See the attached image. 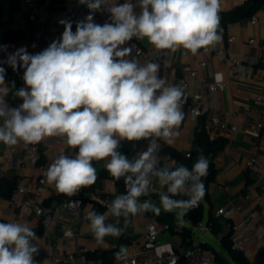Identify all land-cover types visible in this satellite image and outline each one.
I'll return each instance as SVG.
<instances>
[{"label": "clouds", "instance_id": "9594fccd", "mask_svg": "<svg viewBox=\"0 0 264 264\" xmlns=\"http://www.w3.org/2000/svg\"><path fill=\"white\" fill-rule=\"evenodd\" d=\"M89 10L81 20L61 19L64 31L43 50L30 53L27 46L9 51L0 44V142L11 147L21 142L35 145L46 137H60L73 155L61 153L48 165L47 182L73 196L93 185L97 170L93 162L105 161L115 179H123L126 193L108 206V212H87L89 228L98 243L106 236L119 237L123 229L106 223L109 216L130 218L152 211L175 213L182 221L205 196L202 178L208 175L209 160L199 155L192 168L177 164L160 166L159 141L171 145L179 135L186 102L182 86H166L159 65H141L132 55L133 38L148 42L157 50L175 53L183 48L197 55L220 43V0H78ZM106 11L109 20L95 22L97 12ZM35 47V45H33ZM7 65L14 72L23 69L24 86L6 83ZM214 79L219 83L222 75ZM22 100L11 107L7 97ZM123 141H147L144 150L131 159L119 151ZM199 151V150H198ZM156 181L159 191L153 186ZM156 193L159 206L149 199ZM188 196V199L176 197ZM79 203V202H74ZM36 233L26 223L0 222V264H37ZM116 261H127L121 246ZM173 258L170 264H176Z\"/></svg>", "mask_w": 264, "mask_h": 264}, {"label": "crops", "instance_id": "0c3cea01", "mask_svg": "<svg viewBox=\"0 0 264 264\" xmlns=\"http://www.w3.org/2000/svg\"><path fill=\"white\" fill-rule=\"evenodd\" d=\"M258 1L261 2L260 6H258ZM111 2L122 3L124 0H111ZM243 6H246V17L234 21L226 19V16L233 14L237 8ZM22 9V0H0V44L10 45V52L23 46H27V50L30 53L43 50L53 40L55 33H63V25L59 23L61 19L73 21V31H75V21L83 19L89 12L86 6L79 4L78 0H65L62 6H55L52 0H41V11L46 21L44 39L41 43L34 44L31 42L26 31L8 28L10 23L19 17ZM251 12L253 14L249 16ZM219 17V32L222 39L213 48L225 50L228 60L220 61L214 54L202 52H198L197 55L185 56V49L180 48L175 53H172V57L167 64V69H159V76L166 80V86H179L178 82L180 79H189L190 95L192 96L198 91V85L196 81L190 79V76L200 63L207 64V67L201 70V75L205 78L207 77L210 82H213L216 81L214 77L217 73L221 74L224 79L227 77L230 71L231 60H243L248 57L250 61H256L261 56L260 49L257 46H250L248 42L251 39H256L258 43H264V0H220ZM253 17L259 19L256 25L251 23ZM94 19L99 24L107 21L103 13H96ZM232 37H235V43L233 44L229 43V39ZM142 45L145 48H154L147 38L142 39ZM0 58H3V54H0ZM140 64L142 65L141 62ZM4 66L6 67L7 65ZM245 67V76L242 80L234 84L230 83L225 92L218 96H212L210 99L211 105L217 102L221 104L224 119L228 124L238 126L239 131L236 134L216 131L208 124V117H203L206 121L207 136L210 142L218 147L219 151L213 160L208 158L209 162L213 161L216 165L217 175L209 186L207 200L202 202V211L204 220L213 221L217 210L227 202H232L235 207H241L243 210L250 212L258 220L256 231L259 233L262 227L261 215L264 213V193L260 190H255L251 193L250 198L247 199V188L254 183V175L248 171L247 163L256 154V151L252 137L247 130L249 121L244 117V112L250 111L253 117L264 114V105L256 102L257 96L264 87V64L248 62L245 64ZM22 75L23 69H19L16 71L14 77L6 80V83L11 86V82L14 81L16 88H20L22 87L20 81ZM6 99L11 107H17L22 103V100L13 98L11 94ZM190 102V97L186 96V102L182 108L184 120L178 129L179 135L174 138L173 143L168 145L163 140L159 141L164 162L170 161L165 159V157H169V153L185 157L186 153L192 151L196 129L201 118L194 119L188 114L185 108ZM261 140L264 143V134ZM126 142L123 141L119 148V151L123 154ZM39 145L38 166H45L46 168L61 153L78 151V149L69 148L60 137H46ZM27 146L21 142L9 147L0 142V222L10 219L7 216V209L10 198L16 190L20 179L24 176L30 178L32 181L30 190H32L37 185L38 179L41 176L37 166H31L27 170L23 169ZM146 146L147 141H139L137 152L144 150ZM12 149L14 152H12ZM134 155L132 153L131 158ZM257 155L261 162V172L264 174V153ZM105 163V161H99L94 164L97 170V180L93 184L95 190L92 191L90 187H87L88 192H84L82 188L77 194L67 196L59 193L54 184L50 185L48 183L44 194L45 204L49 206L75 197H82L87 204H90L92 195L96 193L115 199L112 195L117 194V189L110 177L111 175L105 169ZM153 185H157L160 191H166V188H160L155 180L153 181ZM226 187L230 190L226 191ZM145 199L149 198H144L143 200ZM150 199L159 206L158 195ZM160 213L169 214V212H165L162 208ZM144 214L146 217H140L137 222L138 242L142 241L148 218L151 216L158 217L152 211L144 212ZM240 216L238 212H232L229 220L232 222L238 221L241 218ZM14 218H19L20 223L28 224L36 233L38 240L34 241V243L39 247V252L34 259L37 264H51L47 250L53 244L62 243L63 238L57 230L67 222H70L69 219L65 217L59 222L52 224L46 229L48 238H45L43 235L45 229L41 221L33 213L16 211ZM107 221L123 229L124 220L122 217L117 222L116 218L109 216ZM74 224L77 237L74 239L73 245L76 248L80 246L87 247L91 252L89 255L90 261L100 262L101 264H112L115 258V252L111 250L112 247H117L119 251L120 247L124 246L128 250V244L124 239L123 232L119 237L109 236L103 243H98L93 239V234L89 228L90 223H83L77 220ZM170 239L168 235L163 236L164 241H170ZM226 245H228L227 242L220 243L212 240L210 242V250L211 252L215 251L226 264H238L230 255ZM262 249H264V242L255 241L249 245L247 253L243 257L251 264V261L261 254Z\"/></svg>", "mask_w": 264, "mask_h": 264}, {"label": "built area", "instance_id": "2783aa9c", "mask_svg": "<svg viewBox=\"0 0 264 264\" xmlns=\"http://www.w3.org/2000/svg\"><path fill=\"white\" fill-rule=\"evenodd\" d=\"M23 9L18 18L14 19L9 29L26 31L31 42L34 44L41 43L44 39L45 32V17L41 11V0H22ZM103 13L109 20V14L106 11L97 12ZM259 22L257 17L251 19V23L256 25ZM61 32L55 33L53 40L61 36ZM1 43V40H0ZM229 43H235V37L229 39ZM129 44H134L132 55L143 64L154 62L159 65V69L166 70L167 64L172 57L169 50H157L152 47L145 48L142 45V40L133 38ZM248 44L252 47H258L261 51V56L256 61H250L246 57L243 60H231L230 71L227 77L217 83L201 75V70L207 67L206 63H200L198 68L191 73L190 79L196 81L198 91L192 96L190 95L189 79L183 78L179 80V86H182L186 96L190 97V104L185 108L188 114L194 119L208 117V124L212 129L220 132H230L236 134L239 131L238 126L230 125L224 119L221 104L219 102L210 104L212 96H218L226 91L230 83L234 84L242 80L245 76V64L255 63L264 64V43H258L256 39H251ZM198 52L212 53L220 61H227V52L225 50H216L211 47L209 50L200 49ZM185 56L192 55L190 51H184ZM5 67V66H4ZM7 70L6 80L15 76L10 67H5ZM22 86L24 82L20 77ZM256 102L264 105V87L256 98ZM244 117L249 121L247 130L252 137L253 145L256 154L250 158L247 163V169L254 175V183L247 188V199L255 190H260L264 193V174L261 172V162L257 154L264 153V143L261 138L264 134V114L253 117L250 111L244 112ZM40 145H28L25 154L24 170L31 166H37L41 173L38 183L34 189L30 190L32 181L24 176L20 179L16 190L12 194L9 207L7 209V222H19V218H14L16 211L23 213H33L40 221L45 231L43 235L48 238L46 232L52 224L59 222L67 217L70 222L61 226L57 231L62 236L63 241L60 244H53L47 250V255L51 264H101L100 262L90 261V250L85 246L78 248L74 247L73 241L77 237L75 231V221L80 220L83 223H90L87 219V212L94 210L97 213L104 214L108 212V206L114 200L111 197H105L101 194H93L90 204H87L82 197H75L64 200L60 203L46 205L44 202L45 189L48 185L46 178L47 168L38 166V155ZM12 152L14 150L12 149ZM76 151L65 153V155H74ZM158 156L160 157V166L165 163L171 164V161L164 162L161 149L159 148ZM191 152L185 154L186 159H191ZM191 169L190 167H188ZM203 180V178H202ZM159 191L157 185H153ZM226 191L230 189L225 188ZM81 191V189H80ZM126 191V189H125ZM157 194L152 193L150 197H155ZM177 199H188V196H181ZM79 202V203H74ZM202 206L201 201L198 205L192 207L183 217L182 221H178L174 213L171 222L161 223L157 216L148 218L145 228V233L142 241H137V222L140 217H146L144 213L138 214L130 218V222L125 228L123 226L124 239L128 244L127 261H116L115 258L112 264H170L171 260L177 258L176 264H219L215 255L210 250V242L216 240L220 243L227 242L230 251L240 255H245L249 245L255 241L264 242V213L261 215V231H256L258 220L248 211L241 207H235L232 202H227L224 206L217 210L215 219L206 221L204 219L196 220L190 214L198 211ZM232 212H238L241 216L238 221H230ZM123 218V217H122ZM124 220V218H123ZM106 223L108 221L106 220ZM216 225L220 226L216 232ZM168 235L170 241H164L163 236ZM109 236L104 238L107 239ZM93 239L95 237L93 236ZM112 252H118L117 247L111 248ZM251 264H264V249L261 254L255 257Z\"/></svg>", "mask_w": 264, "mask_h": 264}, {"label": "trees", "instance_id": "16d2710c", "mask_svg": "<svg viewBox=\"0 0 264 264\" xmlns=\"http://www.w3.org/2000/svg\"><path fill=\"white\" fill-rule=\"evenodd\" d=\"M52 1L55 6H62L65 0H52ZM258 4H259L258 6H260L261 2L258 1ZM245 11H246V6L237 8L233 14L226 16V19L230 21H234L236 19L246 17L247 15ZM252 14L253 12L249 13V16H252ZM137 150H138V142H128V141L126 142L124 146V154H126L129 159H131L132 153L133 154L137 153ZM218 151H219L218 147L214 143L210 142L207 136L206 121L203 118H201L199 119L198 126H197L196 133H195V140H194L193 148L191 151L192 158L188 160L184 156H180V155L173 154V153H169V157L171 158V160H174L177 164H183V165H186L187 167L192 168L193 164L196 162L201 152L207 159L211 158L213 160L216 154L218 153ZM95 162L96 161H94L93 164H95ZM216 175H217L216 165L213 163V161H211L209 162L208 175L203 178L206 192H205V196L201 200V203L207 200L209 186L211 185V183H213ZM110 177L115 183V186L117 189V194L112 195V197L115 198L117 195L125 194L126 191H125V184H124L123 179H120L117 181L112 176ZM88 187H90V190L92 191L95 190L93 185L88 186ZM83 191L88 192L87 187H84ZM190 215L196 220L203 219L204 214L202 211V206L198 211L191 213ZM173 216H174V213H169V214L159 213L158 214V217L161 222H171L173 220ZM219 229H220V226L216 225V232H218ZM226 247L229 250L230 255L238 262V264H249L248 261L243 257V255L231 252L228 245H226ZM212 253L215 255L216 260L219 264H226L225 261L215 251Z\"/></svg>", "mask_w": 264, "mask_h": 264}]
</instances>
